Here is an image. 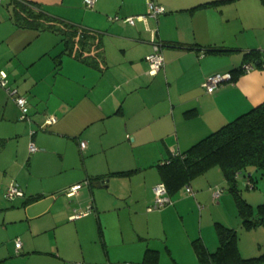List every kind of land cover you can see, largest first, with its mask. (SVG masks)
<instances>
[{
  "label": "crops",
  "instance_id": "obj_1",
  "mask_svg": "<svg viewBox=\"0 0 264 264\" xmlns=\"http://www.w3.org/2000/svg\"><path fill=\"white\" fill-rule=\"evenodd\" d=\"M1 1L0 69L26 97L29 117L21 120L0 88V129L7 130L0 172L11 177L0 182V264H202L194 241L215 251V222L236 230L241 256L264 252V236L254 235L264 226L243 227L230 191L213 197L227 187L218 166L191 178L192 195L184 185L168 193L169 204L148 209L153 185L162 182L158 163L264 101V0H96L92 7L83 0ZM22 1L99 35V47L82 59L63 50L45 23L18 24L13 4ZM148 1L163 11L150 16ZM208 1L217 2L192 8ZM128 16L133 24L122 20ZM157 44L164 64L153 74L145 55ZM248 61L249 71L204 89L208 75ZM46 117L54 121L45 125ZM13 136L17 149L8 153ZM10 180L23 196H5Z\"/></svg>",
  "mask_w": 264,
  "mask_h": 264
},
{
  "label": "trees",
  "instance_id": "obj_2",
  "mask_svg": "<svg viewBox=\"0 0 264 264\" xmlns=\"http://www.w3.org/2000/svg\"><path fill=\"white\" fill-rule=\"evenodd\" d=\"M216 2L208 1L192 8ZM12 16L18 24L23 21L35 28L45 23V28H50L61 36L63 50L69 49V53L73 52V55L82 59L90 57L88 54L84 55V52L89 51L92 46L99 47V35L94 36L72 24L51 20L34 2H15ZM252 53L254 51L250 50L245 54L248 57ZM241 66L242 64L229 71L232 81L235 74L243 72ZM3 142L4 139L0 137V145ZM212 166H218L222 171L227 189L235 199L243 227L264 226V202L257 204L254 213L252 206L241 195L238 185L240 182L243 188L254 189L257 182L255 171L264 172V101L209 133L185 152L173 153L169 159L157 164L167 195L189 185L191 178ZM246 181L252 184V188L244 185ZM214 226L218 237L215 251L209 252L200 241H194V248L202 264H264V252L247 258L241 256L235 229L220 222H215Z\"/></svg>",
  "mask_w": 264,
  "mask_h": 264
},
{
  "label": "built area",
  "instance_id": "obj_3",
  "mask_svg": "<svg viewBox=\"0 0 264 264\" xmlns=\"http://www.w3.org/2000/svg\"><path fill=\"white\" fill-rule=\"evenodd\" d=\"M96 0H83L84 5L86 7H92L93 4L95 3ZM149 12L148 14L150 16H157L159 13H161L163 11V7L160 5L155 4L152 1H149L147 3ZM137 17H143V15H139ZM114 19H118V16H114ZM125 22H129L131 24L134 23V16H128V17H124L122 19ZM160 45L157 44L154 46V50L145 55V60L148 62L149 65V71L151 73H156L162 66H163V56L160 50ZM242 71H249L253 65L251 63H244L241 66ZM228 81H232L231 80V73L230 72H225V73H213L208 75L204 81H203V87L207 92H211L215 87H217L218 85L224 83V82H228ZM0 87L5 88L6 91L8 92V94L13 98V100L15 101V103L17 104L19 110H20V115L19 118L21 120H27L28 119V104H27V99L25 96L21 95L20 93H18V90L16 88H11L10 86L7 85V73L3 70L0 69ZM54 121L53 117H46L45 118V125L46 124H50ZM80 146L82 148L85 147V143L83 141L80 142ZM37 148L34 145V143H30L29 144V150L30 151H35ZM245 186H247L248 188H252V184L248 181H246L244 183ZM81 187V183H77L75 185H72L70 187H68V191L70 192H76L79 188ZM185 191L188 194H193L192 189L190 188L189 185H186L185 187ZM223 191L222 188H216L213 191V197L216 198L218 197L221 192ZM153 193H154V200L153 202L148 206V209H156L162 206H165L167 204L170 203V199L169 196L167 195L166 189L163 185V183H156L153 185ZM23 190L21 189V187L14 181V180H10L9 183L6 185L5 188V196L8 199H13L17 196H23ZM90 211V208L80 211V212H76L72 215L73 218L76 217H80L84 214H87ZM21 246V241L19 239H15V248L18 250Z\"/></svg>",
  "mask_w": 264,
  "mask_h": 264
},
{
  "label": "rangeland",
  "instance_id": "obj_4",
  "mask_svg": "<svg viewBox=\"0 0 264 264\" xmlns=\"http://www.w3.org/2000/svg\"><path fill=\"white\" fill-rule=\"evenodd\" d=\"M1 4H0V11H2V14L3 15H5V11H6V8L4 7L3 8V4H4V1H1L0 2ZM56 50L57 49H55V52H56ZM54 52V53H55ZM13 59V61L12 62H18V58L17 57H13L12 58ZM59 83L57 82L56 83V86L58 85ZM56 86L54 85L53 87H55V88H53V94H55V95H57V89H56ZM59 90H60V88H58ZM45 107V105H43V106H40V107H37V108H39V109H37V110H43V108ZM1 131V133L0 134H4V133H7V130L6 131H3L2 129H0ZM1 137H4V135L3 136H1ZM5 138V137H4ZM18 139V137H16V136H13L12 138H11V140H10V142H9V151H8V153H13V151H15V149H17V146H16V140ZM5 160V159H4ZM56 161V160H55ZM56 163H58L57 161H56ZM4 164L2 163V162H0V169H3L2 168V166H3ZM51 171H55V169H50ZM71 169H69L68 171H70ZM4 175H5V173H4V171H2V172H0V182H1V179L3 180V177H4ZM255 175H256V178H257V186L254 188V189H245V188H243L242 187V185L240 184V182H239V188L241 189V195L248 201V202H250V203H252L253 205H257L259 202H264V172H262V171H258V170H256L255 171ZM6 176V175H5ZM7 177V176H6ZM57 177H59V178H63L62 176H57ZM9 178H11V177H7V179H5V180H3V182H6L7 183V181L9 180ZM52 178H55V177H52ZM57 181H58V179L57 178H55ZM224 185V188H223V191L226 193V194H229V190L227 189V187H226V184H223ZM0 187H1V184H0ZM231 195H232V193H231ZM254 196V197H250V196ZM258 198H257V197ZM260 198V199H259ZM262 198V199H261ZM0 199L2 200V199H4L3 197H2V191H0ZM260 200V201H259ZM254 233V232H253ZM254 235H255V238H257V239H259V240H261V235L262 236H264V230H262V234H261V232H258V234H257V232L256 233H254ZM262 243H264V242H262Z\"/></svg>",
  "mask_w": 264,
  "mask_h": 264
}]
</instances>
